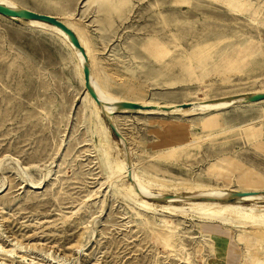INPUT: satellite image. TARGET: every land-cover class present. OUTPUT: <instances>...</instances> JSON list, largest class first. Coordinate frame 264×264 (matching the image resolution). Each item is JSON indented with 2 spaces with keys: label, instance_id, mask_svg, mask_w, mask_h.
I'll return each mask as SVG.
<instances>
[{
  "label": "rangeland",
  "instance_id": "1",
  "mask_svg": "<svg viewBox=\"0 0 264 264\" xmlns=\"http://www.w3.org/2000/svg\"><path fill=\"white\" fill-rule=\"evenodd\" d=\"M11 1L76 22L122 101L189 108L264 92V0ZM75 70L56 36L0 16V264H264V228L163 201L146 213L110 185ZM113 117L137 173L153 167L168 193H264V103Z\"/></svg>",
  "mask_w": 264,
  "mask_h": 264
},
{
  "label": "bare ground",
  "instance_id": "2",
  "mask_svg": "<svg viewBox=\"0 0 264 264\" xmlns=\"http://www.w3.org/2000/svg\"><path fill=\"white\" fill-rule=\"evenodd\" d=\"M0 6L13 10L20 9L11 0H0ZM3 18L12 22H16L18 23V25L29 30H38L40 32H48L53 34L63 43V45L67 47L70 53L74 56L78 71L77 77L79 78L80 84H82L84 87V91L82 95H80V106L82 111H85L86 113V120L90 122V132L92 133V135L97 137V143L103 155L106 156V158L109 157V161L107 163L110 172L109 180L111 181L109 183L120 194L127 197L129 200L135 203L140 208V210L146 213H154L159 207V210L169 214H192L196 217L198 216L200 218L210 220H221V222H223L222 220H224V222H226L227 220H232V222L236 221L242 224H250L252 226L264 228V193L257 191L227 192L225 190H220V188H204L203 186H193L192 188L187 187L189 191L183 190V192H178V189L176 187L174 189L177 190L171 192L170 190L173 188V185L171 186L169 182L163 180L161 178L162 176L160 177V174H158L160 172L155 171L153 167H143L141 171L137 173L138 170L136 171V168L134 167L132 161V152L127 148L125 138L120 135L122 139H117V141H114V139L111 137V130L106 121V119L110 120V122L115 126L113 115L119 112L157 116L173 115L176 113H178L179 115H191L204 111H222L223 109H227L233 106L238 107L241 105H246L251 107L258 104H263L264 100L248 102L247 96L235 98L233 97L228 99L222 98L214 102L197 101L195 103H191L189 105V108H187V106L186 108H181V105L179 104L177 106H166L153 103L143 104L137 102L133 104H138L145 109H115L112 107V105L126 101H122L109 94L106 91L104 83L100 81V79H98V76H96V72L94 70V52L91 48L90 41L87 34L83 33V29L79 27L76 22L73 23L72 20L71 22L64 18L57 19L72 31L80 47H82V49L84 50L85 56L88 61L87 81H84L83 76L82 64L84 62V59L82 55L77 52V50L68 40V37L60 29L45 22L36 20H21L14 17ZM90 93L93 94L99 102L103 103L102 107L98 106L95 103V101L90 96ZM1 94H4L3 91H0V95ZM258 94H264V92L252 95ZM100 130L104 132L109 142H111L113 145L110 146L108 144L109 142L103 140L102 135H100ZM44 178L45 177H43V179ZM186 182L189 183V181ZM42 184V181H40L39 183L30 182V186L36 189H40ZM170 187L172 188L170 189ZM168 189H170L169 192L171 193H168ZM237 193H241L243 195L235 196V194ZM157 201H163L165 202V205H158V207L156 208V204L158 203L155 202ZM248 202L251 203L249 206L243 205L244 203Z\"/></svg>",
  "mask_w": 264,
  "mask_h": 264
},
{
  "label": "water",
  "instance_id": "3",
  "mask_svg": "<svg viewBox=\"0 0 264 264\" xmlns=\"http://www.w3.org/2000/svg\"><path fill=\"white\" fill-rule=\"evenodd\" d=\"M0 16L14 17V18L21 19V20L41 21V22H45L47 24H50V25L55 26L58 29H60L68 37V40L74 46V48L77 50V52H79L82 55V57L84 59V62L82 64L84 81L88 80V61H87V58L85 56L84 50L82 49V47H80V45H79L75 35L72 33V31L69 30L65 25H63L56 18H54L52 16H48V15L34 13V12H31V11L25 10V9L13 10V9L6 8L3 6H0ZM90 96L92 97V99L95 101V103L98 106H100V107L103 106V103L99 102L93 94L90 93ZM261 100H264V94L247 96L248 102H256V101H261ZM112 107L115 109H132V110L145 109L138 104L127 103V102H120L118 104L112 105ZM106 121H107L108 126H109L110 130L112 131V133L118 139H122V137L120 136V134L117 131V128L110 122V120L106 119ZM241 195H243V194H241V193L235 194V196H241Z\"/></svg>",
  "mask_w": 264,
  "mask_h": 264
},
{
  "label": "crops",
  "instance_id": "4",
  "mask_svg": "<svg viewBox=\"0 0 264 264\" xmlns=\"http://www.w3.org/2000/svg\"><path fill=\"white\" fill-rule=\"evenodd\" d=\"M126 102H131V103H137L136 101H126ZM119 113H123V112H119ZM113 119H114V117H113ZM114 124H115V126H116V123H115V120H114ZM117 127V126H116ZM118 128V127H117ZM118 131H119V129H118ZM119 133H120V131H119ZM120 135H121V133H120ZM122 136V135H121ZM123 137V136H122Z\"/></svg>",
  "mask_w": 264,
  "mask_h": 264
}]
</instances>
